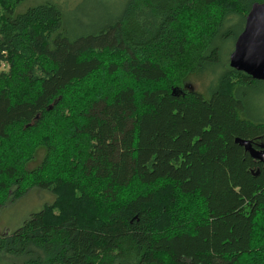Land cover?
I'll return each mask as SVG.
<instances>
[{
	"label": "trees",
	"instance_id": "16d2710c",
	"mask_svg": "<svg viewBox=\"0 0 264 264\" xmlns=\"http://www.w3.org/2000/svg\"><path fill=\"white\" fill-rule=\"evenodd\" d=\"M26 1L0 0V210L55 200L0 264H264V165L235 143L264 139L263 82L223 56L264 0H124L83 29Z\"/></svg>",
	"mask_w": 264,
	"mask_h": 264
},
{
	"label": "rangeland",
	"instance_id": "374dc122",
	"mask_svg": "<svg viewBox=\"0 0 264 264\" xmlns=\"http://www.w3.org/2000/svg\"><path fill=\"white\" fill-rule=\"evenodd\" d=\"M48 0H27L20 8L24 11L27 7L34 6L39 2ZM56 3L65 8V24L70 29H83L91 27L94 23L99 24L103 21L117 16L120 12L124 0H89L83 8H78L79 3L83 0H54ZM232 18L229 23L233 27L235 35L240 34L243 29V23L235 21ZM235 36L223 46V56L229 57L234 51ZM210 82L208 75L203 81H195L194 88L198 91H203V86ZM247 106L248 111L257 116H264V83L247 91ZM259 97L262 105L256 107L252 99ZM55 197L53 194L42 191L32 190L26 196L19 200L10 201L5 207L0 210V235L11 233L19 228L24 221L33 213L39 212L45 205L53 203Z\"/></svg>",
	"mask_w": 264,
	"mask_h": 264
},
{
	"label": "water",
	"instance_id": "95a60500",
	"mask_svg": "<svg viewBox=\"0 0 264 264\" xmlns=\"http://www.w3.org/2000/svg\"><path fill=\"white\" fill-rule=\"evenodd\" d=\"M230 68L247 74L256 81H264V3L256 2L246 16L242 33L238 36L234 51L229 57ZM190 90L194 88L190 87ZM176 90L173 91L175 93ZM235 143L244 148L254 161L264 165V150H256L249 140L235 139ZM259 176L260 170L251 171Z\"/></svg>",
	"mask_w": 264,
	"mask_h": 264
},
{
	"label": "flooded vegetation",
	"instance_id": "af4514ba",
	"mask_svg": "<svg viewBox=\"0 0 264 264\" xmlns=\"http://www.w3.org/2000/svg\"><path fill=\"white\" fill-rule=\"evenodd\" d=\"M264 83V81H262ZM252 142V146L254 149L256 150H264V139H262L261 137H257L255 140L251 141ZM258 163V162H256Z\"/></svg>",
	"mask_w": 264,
	"mask_h": 264
}]
</instances>
